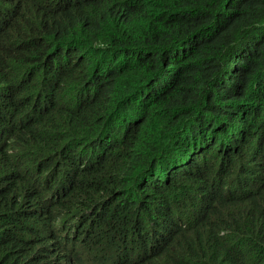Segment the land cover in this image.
I'll use <instances>...</instances> for the list:
<instances>
[{
  "label": "trees",
  "instance_id": "16d2710c",
  "mask_svg": "<svg viewBox=\"0 0 264 264\" xmlns=\"http://www.w3.org/2000/svg\"><path fill=\"white\" fill-rule=\"evenodd\" d=\"M65 255L264 264V0H0V264Z\"/></svg>",
  "mask_w": 264,
  "mask_h": 264
},
{
  "label": "clouds",
  "instance_id": "9594fccd",
  "mask_svg": "<svg viewBox=\"0 0 264 264\" xmlns=\"http://www.w3.org/2000/svg\"><path fill=\"white\" fill-rule=\"evenodd\" d=\"M63 224H64V221L62 222V224L60 226V231L62 229ZM61 235L63 236V232H61ZM78 242H80V241L76 238V236H74V234L71 236V238L69 240H67V244L70 245V247L72 245H79ZM33 249H35V248H33ZM38 249L43 251V255L44 256H48L49 255V252H47L45 249H43V248H38ZM79 259H81V258L78 257V256H75L72 259V258H68L65 255V256H61L60 258L56 257V259L51 264H76L74 262V260H79ZM86 259H87L86 262L83 263V264H94V263H91V261L87 257H86ZM115 264H117V263H115Z\"/></svg>",
  "mask_w": 264,
  "mask_h": 264
}]
</instances>
